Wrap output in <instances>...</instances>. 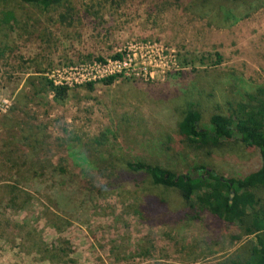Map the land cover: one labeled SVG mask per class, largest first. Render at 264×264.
I'll list each match as a JSON object with an SVG mask.
<instances>
[{"label": "rangeland", "instance_id": "rangeland-1", "mask_svg": "<svg viewBox=\"0 0 264 264\" xmlns=\"http://www.w3.org/2000/svg\"><path fill=\"white\" fill-rule=\"evenodd\" d=\"M246 1L0 0L13 15L0 24V264L246 262L255 233L207 212L183 219L176 189L135 188L118 161L179 173L206 163L235 178L258 168L257 149L238 139L199 148L177 129L188 101L207 126L264 85V4L242 17ZM135 43L152 49L139 61L159 65L153 78L104 83L97 63ZM43 77L67 88L63 102ZM103 132L105 145L84 146ZM60 240L69 255L40 252Z\"/></svg>", "mask_w": 264, "mask_h": 264}, {"label": "trees", "instance_id": "trees-1", "mask_svg": "<svg viewBox=\"0 0 264 264\" xmlns=\"http://www.w3.org/2000/svg\"><path fill=\"white\" fill-rule=\"evenodd\" d=\"M20 1L47 8L62 0ZM246 2L247 9L242 17L248 16L250 10H255L264 4V0ZM0 11V24L10 26L12 13L4 8ZM221 59L222 56L217 52L211 64L220 63ZM115 77L116 75L108 76L103 82L109 84ZM41 81L44 89L53 93L55 101L63 102V94L66 93L67 88L56 85L44 77ZM88 87L91 88L92 85L89 83ZM195 106H198V103L188 101L183 109L182 119L177 122L179 135L188 144L199 148H216L225 140L238 139L244 146L257 149L260 160L258 168L240 178H235L224 177L206 163L193 164L185 172L179 173L170 167L149 163L139 157L129 159L119 156L118 161L123 166V172L129 177L132 176L129 182L135 188L154 186L176 189L186 203L183 219H199L207 212L236 224L240 229L239 236L255 233V243L250 248L246 262L235 261L234 264H264V197L258 194L259 191L264 190V85L256 86L253 92H247L244 99L234 104L228 101L226 114L214 110L209 115L207 126L200 122L201 113ZM106 139L107 136L103 132L84 146H93L96 149V146L105 145ZM206 152L210 153L209 150ZM82 158L86 159V163L88 162L87 156ZM25 235L30 237V230H27ZM59 244V248L39 245V249L41 253L49 254V259L63 254L69 255L70 243L67 240H60ZM71 261L74 262L72 259Z\"/></svg>", "mask_w": 264, "mask_h": 264}, {"label": "built area", "instance_id": "built-area-1", "mask_svg": "<svg viewBox=\"0 0 264 264\" xmlns=\"http://www.w3.org/2000/svg\"><path fill=\"white\" fill-rule=\"evenodd\" d=\"M144 51V52H143ZM156 55L157 58L162 59L158 51ZM152 49L141 43L129 44L120 50V55L106 59L104 62L97 63L96 67L98 72L101 75L106 77L111 75H125V76H134L142 78H153L154 70L158 69L159 65L157 64H145L144 62L139 61L144 59L146 54H151ZM161 56V57H160ZM163 67V66H162ZM78 74V72H76Z\"/></svg>", "mask_w": 264, "mask_h": 264}]
</instances>
